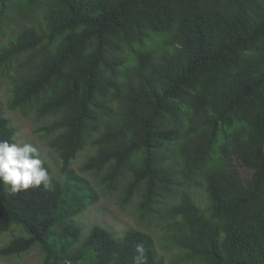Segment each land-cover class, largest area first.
<instances>
[{"label": "trees", "instance_id": "16d2710c", "mask_svg": "<svg viewBox=\"0 0 264 264\" xmlns=\"http://www.w3.org/2000/svg\"><path fill=\"white\" fill-rule=\"evenodd\" d=\"M25 1L44 22L14 33L0 66L22 59L10 109L46 119L37 132L65 179L16 194L0 184V234L18 232L0 257L38 247L41 264H134L142 244L146 264H165L138 230L94 225L83 238L73 219L95 195L70 165L90 144L80 173L108 191L125 182L126 203L139 194L150 213L180 191L168 215L187 259L264 264V0ZM15 134L0 103V140ZM196 178L205 209L184 190Z\"/></svg>", "mask_w": 264, "mask_h": 264}, {"label": "rangeland", "instance_id": "374dc122", "mask_svg": "<svg viewBox=\"0 0 264 264\" xmlns=\"http://www.w3.org/2000/svg\"><path fill=\"white\" fill-rule=\"evenodd\" d=\"M24 2L26 1L11 0V8H5L0 12V47L20 29L44 22L46 8L44 6L37 9L27 8L24 7ZM18 5L21 13H17ZM21 61L22 59H12L0 66V103L4 116L16 130L14 142L19 144L27 142L36 146L52 180L64 181L65 175L60 171V160L57 153L48 146L47 136L43 132H37L40 127L47 124L46 119L38 117L34 110L10 109L12 83L22 71ZM93 150L94 148L89 144L70 165V169L84 178V182L95 195V202L73 219L82 229L83 238L94 225L108 229L116 238L122 237L123 233L128 230H138L151 237L158 256L164 260L165 264H196L187 259L172 242V236L177 233V227L174 219L168 215V210L171 205L178 202L180 191L160 197L150 213L140 207L139 194L126 203L123 201L125 182L121 183L116 190L108 191L100 182L101 174L95 176L92 172L88 175L80 173L79 168ZM234 166L242 179H249L250 170L242 168L236 162ZM184 190L192 194L200 208L207 207V198L200 184V178L188 182ZM14 233L18 234L17 231ZM14 233L0 234V247L7 243ZM42 258L41 249L34 247L20 256L0 257V264H41Z\"/></svg>", "mask_w": 264, "mask_h": 264}, {"label": "clouds", "instance_id": "9594fccd", "mask_svg": "<svg viewBox=\"0 0 264 264\" xmlns=\"http://www.w3.org/2000/svg\"><path fill=\"white\" fill-rule=\"evenodd\" d=\"M0 184L6 185L12 194L43 186L52 187V177L40 152L31 143H12L0 140ZM139 254L134 264H146L145 249L142 244L136 246Z\"/></svg>", "mask_w": 264, "mask_h": 264}]
</instances>
